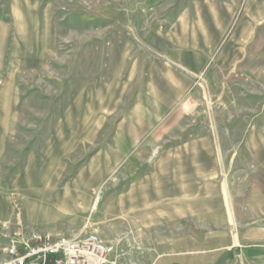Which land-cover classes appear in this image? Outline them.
<instances>
[{
	"label": "rangeland",
	"instance_id": "rangeland-1",
	"mask_svg": "<svg viewBox=\"0 0 264 264\" xmlns=\"http://www.w3.org/2000/svg\"><path fill=\"white\" fill-rule=\"evenodd\" d=\"M14 232L264 264V0H0V246Z\"/></svg>",
	"mask_w": 264,
	"mask_h": 264
},
{
	"label": "built area",
	"instance_id": "built-area-1",
	"mask_svg": "<svg viewBox=\"0 0 264 264\" xmlns=\"http://www.w3.org/2000/svg\"><path fill=\"white\" fill-rule=\"evenodd\" d=\"M114 247L94 234L62 238L46 233L14 232L0 246V264H117Z\"/></svg>",
	"mask_w": 264,
	"mask_h": 264
},
{
	"label": "crops",
	"instance_id": "crops-1",
	"mask_svg": "<svg viewBox=\"0 0 264 264\" xmlns=\"http://www.w3.org/2000/svg\"><path fill=\"white\" fill-rule=\"evenodd\" d=\"M175 70V69H174ZM176 72H179L178 70H175ZM171 157H173L172 159H177L178 161H180V154H174V155H170ZM180 163L177 164V166L180 167L179 165Z\"/></svg>",
	"mask_w": 264,
	"mask_h": 264
}]
</instances>
